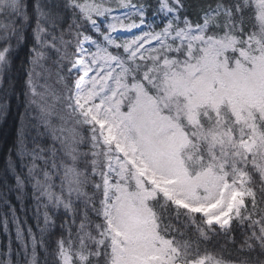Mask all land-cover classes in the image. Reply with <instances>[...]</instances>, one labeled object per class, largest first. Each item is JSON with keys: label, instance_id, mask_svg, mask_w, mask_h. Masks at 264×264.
<instances>
[{"label": "snow or ice", "instance_id": "obj_1", "mask_svg": "<svg viewBox=\"0 0 264 264\" xmlns=\"http://www.w3.org/2000/svg\"><path fill=\"white\" fill-rule=\"evenodd\" d=\"M32 15L0 264H264V0H0V72Z\"/></svg>", "mask_w": 264, "mask_h": 264}, {"label": "trees", "instance_id": "obj_2", "mask_svg": "<svg viewBox=\"0 0 264 264\" xmlns=\"http://www.w3.org/2000/svg\"><path fill=\"white\" fill-rule=\"evenodd\" d=\"M25 3L34 5L35 0H25ZM30 13L33 12L29 8ZM35 26V16L32 15L30 26H25L24 36L25 43L16 45L15 40H12V54L10 56L9 65L4 72H0V98L3 97V90H8L7 101L8 109L5 114L0 115V250L7 249L11 244L13 252L20 249V242L16 240V228L21 227L25 236L27 230L31 227L37 240L41 238L36 216V204L31 198V186H27L28 195L23 200H18L19 193L15 189V177L11 172L5 174L9 157L11 156L15 162L16 172L21 171L19 165V157L15 154L13 145L16 143V132L20 126L21 114L25 111V81L27 79V72L30 65L27 63L29 50L34 41L32 38V28ZM48 62H46V67ZM37 71H41L37 69ZM43 78L38 80V84H42ZM39 91L42 89L38 88ZM31 137H29V146ZM13 149L12 152L9 150ZM26 172V169H24ZM5 180L9 187V191L4 188ZM7 199L8 203L3 202ZM13 212L18 220V225L12 222ZM8 221V231L4 230V221ZM39 224L42 226V216ZM58 234V233H57ZM27 238V237H26ZM55 237H49L45 234L44 241L47 245L48 251L51 252L53 247L52 240ZM29 254L31 253V245L28 248ZM23 255V253H21ZM227 255V253H226ZM38 264H45V250L39 245L37 246ZM14 258V257H13ZM51 256L48 257L49 264H51Z\"/></svg>", "mask_w": 264, "mask_h": 264}, {"label": "rangeland", "instance_id": "obj_3", "mask_svg": "<svg viewBox=\"0 0 264 264\" xmlns=\"http://www.w3.org/2000/svg\"><path fill=\"white\" fill-rule=\"evenodd\" d=\"M126 35H128V34L127 33H120V38L122 39Z\"/></svg>", "mask_w": 264, "mask_h": 264}]
</instances>
